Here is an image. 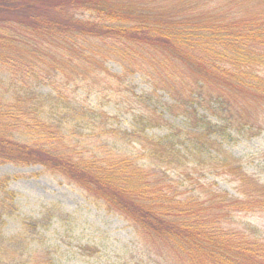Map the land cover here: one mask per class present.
Instances as JSON below:
<instances>
[{"label": "trees", "instance_id": "1", "mask_svg": "<svg viewBox=\"0 0 264 264\" xmlns=\"http://www.w3.org/2000/svg\"><path fill=\"white\" fill-rule=\"evenodd\" d=\"M163 1L0 0V72L18 77L8 84L16 94L26 91L15 97L17 104L0 102V164H41L61 174L121 214L144 242L177 264H264L259 236L227 226L235 213L253 204L264 207V185L248 176L217 140L264 124V0ZM111 58L121 61L123 75L131 66L144 68L148 60L158 73L161 68L186 75L182 87L166 77L164 83L175 95L170 107L193 123L184 138L191 148L188 156L200 163L207 157V167L237 182L242 198L198 181L197 193L181 191L164 175L184 159L181 143L169 134L152 139L147 125L121 130L102 121L103 132L93 125L90 133L105 134L106 140L86 155L71 144L54 105L45 109L51 99L25 90L29 77L39 83L43 75L48 80L62 75L67 82L91 75L100 86L98 77L111 75L105 66ZM200 108L218 121L208 120ZM144 121L157 119L146 115L140 118ZM108 138L121 139L138 155L118 153ZM16 178H0L5 189L0 215L10 209L13 194L6 188Z\"/></svg>", "mask_w": 264, "mask_h": 264}, {"label": "rangeland", "instance_id": "2", "mask_svg": "<svg viewBox=\"0 0 264 264\" xmlns=\"http://www.w3.org/2000/svg\"><path fill=\"white\" fill-rule=\"evenodd\" d=\"M169 3L175 2L168 0ZM129 59L132 60L131 57ZM137 60L143 61L141 58ZM148 61L143 63L144 68L131 66V72L123 75L121 61L109 59L105 66L111 75H100V86L94 84L91 75L78 76L72 82H67L62 75L53 80L43 75L39 83L29 77V86L25 90H35L42 97L51 99L45 109L50 110L49 105H54L71 144L86 155L106 140L105 134L97 137L95 130L91 132L94 134L89 131L100 126L103 132L102 121L107 127L121 130L147 125V135L152 139L169 134L174 141L181 143L179 147L183 149L184 159L176 168L166 169L164 173L179 183L181 191L197 193L201 190L196 185L198 181V184L242 198L237 182L220 173V169L207 167V157H202L203 163H200L188 156L191 148H187L185 139L193 123L178 108L170 107L175 95L171 93L170 85L164 83L166 77L175 87H182V82L186 81L183 79H188L186 75L180 76L175 69L164 72L159 67L160 74L148 67L152 65ZM3 73L5 71L0 72L4 76V82L0 79V102L16 103L15 97L26 95V91L16 94L15 88L8 84L17 82L18 77L11 73V80L7 72ZM115 75L121 80H116ZM80 111L85 117L82 122L77 120L81 116ZM198 111L207 115L208 120L218 121L212 113L202 108ZM97 114L104 116L98 117ZM146 115L154 116L157 121L140 122V118ZM14 137L27 141L22 133H15ZM217 138L227 152L239 159L242 170L264 185V124L259 129L231 132ZM107 143L120 154L138 155L121 139L114 142L108 138ZM6 176L17 178L12 179L6 188L13 194L10 209L0 215V264H9L10 260H16L11 264H22L20 261L28 264H177L175 258L144 242L121 214L107 209L61 174L49 172L41 164L7 162L0 164V178ZM4 190L0 187V200L5 196ZM261 199L259 197V201ZM254 205L250 210L231 216L227 226L247 235H257L264 242V207Z\"/></svg>", "mask_w": 264, "mask_h": 264}]
</instances>
